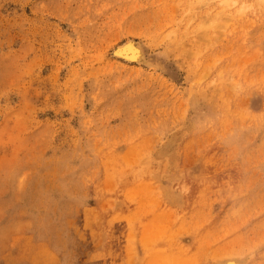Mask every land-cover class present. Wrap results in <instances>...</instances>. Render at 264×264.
Here are the masks:
<instances>
[{"label": "rangeland", "instance_id": "374dc122", "mask_svg": "<svg viewBox=\"0 0 264 264\" xmlns=\"http://www.w3.org/2000/svg\"><path fill=\"white\" fill-rule=\"evenodd\" d=\"M228 257L264 264V0H0V264Z\"/></svg>", "mask_w": 264, "mask_h": 264}, {"label": "bare ground", "instance_id": "6f19581e", "mask_svg": "<svg viewBox=\"0 0 264 264\" xmlns=\"http://www.w3.org/2000/svg\"><path fill=\"white\" fill-rule=\"evenodd\" d=\"M143 47L144 46H142L136 40L129 39L126 42H124L123 44L121 43L120 45H116L114 47L113 52H114L115 56L124 59L126 62L151 66L152 63L147 58L145 49ZM177 140L178 139L176 137V133H174L172 136H169L168 140L164 143V145L158 151V158H163L166 156H172L173 150H174V152L176 151L174 148L178 142ZM176 155L177 154H175V156ZM220 258H222V257H220ZM237 259L233 258V257H228L226 259V264H240V262ZM219 261H221V260H219Z\"/></svg>", "mask_w": 264, "mask_h": 264}]
</instances>
